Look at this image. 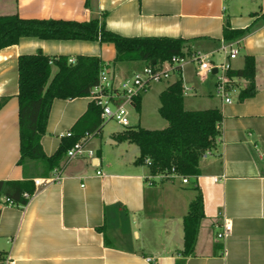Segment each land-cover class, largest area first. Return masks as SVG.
Instances as JSON below:
<instances>
[{
	"label": "crops",
	"instance_id": "crops-1",
	"mask_svg": "<svg viewBox=\"0 0 264 264\" xmlns=\"http://www.w3.org/2000/svg\"><path fill=\"white\" fill-rule=\"evenodd\" d=\"M12 15L26 20L98 19L107 31L125 38L183 39L190 41L192 53L211 54L215 63L225 61L219 49L228 23L232 31L248 30L236 40L240 50L229 72L242 70L251 57L255 94L240 100L248 82L229 76L234 90L231 103H225L216 91L215 72L201 81L195 66L187 64L180 77L164 81L163 89L152 84L140 95L139 112L133 100H120L128 112V128L141 127L149 106L160 117V94L178 79L189 111L219 110L221 135L211 155L200 160L199 175L184 185L179 178L162 182L148 165L135 164L136 145L116 139L127 127L114 128L112 121L101 120L88 143L97 160H68L65 155L48 174L57 171L59 179L34 193L25 206L8 205L2 198L0 264H176L183 259L182 219L198 191L204 217L185 264H264V0H0V17ZM38 52L56 58L96 57L110 67L114 89L146 66L143 61L114 62V46L97 41L23 38L0 50V99H7L0 109V181L24 179L17 165V61ZM55 73L51 67V76ZM91 102L90 97L52 101L40 140L46 156L56 153L62 135L71 132ZM129 111L137 115L133 122ZM41 172L34 164L27 169L33 179L48 177ZM224 220L231 231L219 239Z\"/></svg>",
	"mask_w": 264,
	"mask_h": 264
},
{
	"label": "trees",
	"instance_id": "trees-1",
	"mask_svg": "<svg viewBox=\"0 0 264 264\" xmlns=\"http://www.w3.org/2000/svg\"><path fill=\"white\" fill-rule=\"evenodd\" d=\"M248 30L232 31L226 23L223 30L225 42L243 37ZM23 38H37L51 41H86L110 43L116 51L114 62L143 61L146 64L168 62L171 57H184L192 53L190 41L165 37L125 38L106 30L104 22L98 19L87 22L65 20L21 19L17 15L0 17V50L13 46ZM104 64L96 57L77 56L74 63L67 57H48L40 52L18 57L19 105V160L17 165L24 171L22 181H0V201H11V206H25L28 199L24 194L34 192L33 178L28 177L30 164L41 169V176L59 168L67 150L87 134L100 130L101 109L93 101L86 113L75 123L70 137H62L56 153L50 157L43 153L40 140L46 134V123L53 100H70L90 97L98 84V76ZM51 67L56 73L51 76ZM229 76L244 79L247 87L240 92L244 100L255 94L254 60L245 59L244 68ZM160 117L167 122L162 130H146L139 126L127 127L116 139L134 144L139 149L135 164L150 162L151 175H160L162 182L172 181V176L194 177L199 175L201 155L212 152L219 141L222 115L217 109L187 111L183 108V87L180 79L170 84L160 94ZM0 99V109L6 103ZM136 112H139V98L134 97ZM203 198L197 196L188 206V213L182 219L183 259L176 264H185V259L194 250L199 225L203 219Z\"/></svg>",
	"mask_w": 264,
	"mask_h": 264
},
{
	"label": "built area",
	"instance_id": "built-area-1",
	"mask_svg": "<svg viewBox=\"0 0 264 264\" xmlns=\"http://www.w3.org/2000/svg\"><path fill=\"white\" fill-rule=\"evenodd\" d=\"M240 46L238 41H223L220 45L219 51L225 56V61L215 63L210 60L211 54L191 53L184 57L173 56L168 62L158 63L155 65L146 64L140 73L133 75L130 82L125 83L120 89H114L111 83L110 67L105 66L100 71L98 76V84L93 87L90 92L91 100L100 107V119L102 121H113L122 127L129 126L128 112L124 100L129 103L134 97L142 95L152 84L168 81L172 75L180 77L181 70L187 64L195 66V76L199 80H205L212 75L215 70L216 77V91L217 94L224 100L225 103H231L230 94L233 89V81L228 73L231 70L230 62L234 60L239 54ZM69 63L73 64L74 59H69ZM178 77V78H179ZM70 132L65 133L62 137H70ZM93 134H87L71 146L66 152L68 160L87 157L90 160H97L95 153L88 148V143ZM211 155L207 151L201 155L200 160H204ZM146 165H150L148 160ZM98 166V165H97ZM100 175V172H97ZM172 178H179L181 183L187 184L189 177L172 176ZM59 179L57 171L53 175L46 178L33 179L34 192L31 195L24 194V197L29 199L38 190L45 186L56 182ZM217 181V179H214ZM3 203L11 205V201L3 200ZM231 231V225L224 220L221 231L217 234V238H225Z\"/></svg>",
	"mask_w": 264,
	"mask_h": 264
},
{
	"label": "rangeland",
	"instance_id": "rangeland-1",
	"mask_svg": "<svg viewBox=\"0 0 264 264\" xmlns=\"http://www.w3.org/2000/svg\"><path fill=\"white\" fill-rule=\"evenodd\" d=\"M165 85H167V83L163 82V83L157 84V86H155L154 88L163 89V87ZM183 108H184V110L189 111V108L186 105H183ZM134 113L135 112H133V111H129V116L131 115L130 116L131 122H133L135 117L137 116ZM103 122H105V121H103ZM111 124H112L111 126H113L114 128H121L120 126L116 125L117 123H115L113 121L111 122ZM166 125H167V122L164 121L161 117H159L157 115L156 109L152 108V106H149V108L146 111H144L142 122H141V127L143 129L149 128L146 130H162V129L166 128Z\"/></svg>",
	"mask_w": 264,
	"mask_h": 264
},
{
	"label": "water",
	"instance_id": "water-1",
	"mask_svg": "<svg viewBox=\"0 0 264 264\" xmlns=\"http://www.w3.org/2000/svg\"><path fill=\"white\" fill-rule=\"evenodd\" d=\"M152 65H155V61L154 60L152 61ZM213 72H215V70Z\"/></svg>",
	"mask_w": 264,
	"mask_h": 264
}]
</instances>
